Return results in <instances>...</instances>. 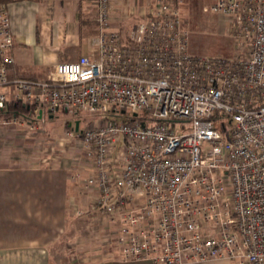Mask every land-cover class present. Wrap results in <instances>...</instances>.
I'll return each instance as SVG.
<instances>
[{"label":"built area","instance_id":"built-area-1","mask_svg":"<svg viewBox=\"0 0 264 264\" xmlns=\"http://www.w3.org/2000/svg\"><path fill=\"white\" fill-rule=\"evenodd\" d=\"M85 1L97 6L98 59L60 64L44 81L9 79L14 38L0 4V126L26 121L33 129L59 111H130L121 123L106 117L66 132L95 170L86 179L75 174L97 192L92 210L122 221L114 239L123 260L264 264V0H214L204 9L228 16L246 46L231 59L190 52L185 0H136L146 11L132 14L128 37L112 0ZM171 123L191 127L179 135Z\"/></svg>","mask_w":264,"mask_h":264},{"label":"crops","instance_id":"crops-1","mask_svg":"<svg viewBox=\"0 0 264 264\" xmlns=\"http://www.w3.org/2000/svg\"><path fill=\"white\" fill-rule=\"evenodd\" d=\"M139 2L112 0L114 22L125 37L133 18L145 14L146 7ZM7 7L14 38V46L7 52L12 60L7 66L10 80L44 81L60 64L75 63L81 57L98 59L93 46L98 34L95 2L18 0ZM190 52L197 54L191 47ZM4 91L13 97L12 89ZM44 117L45 113L33 129L26 121L22 126H0V264H56L57 253L74 255V249L59 250V241L66 246L76 241L83 244L91 229L98 230L91 234L96 247L90 250L91 261L82 264H154L123 260L114 239L115 228L122 221L112 222L93 211L97 192L84 189L82 181L75 178L77 173L83 179L95 174L84 150L77 147L80 141H67L66 129L63 135L48 132ZM87 203L84 213L82 206ZM100 217L108 218L105 225L93 221ZM76 253L82 255V251Z\"/></svg>","mask_w":264,"mask_h":264},{"label":"rangeland","instance_id":"rangeland-1","mask_svg":"<svg viewBox=\"0 0 264 264\" xmlns=\"http://www.w3.org/2000/svg\"><path fill=\"white\" fill-rule=\"evenodd\" d=\"M214 3V0H185L182 4L183 16L185 19V23L187 22V29L190 35V43L191 49L194 53L199 55H210L213 57H223V58H234L239 54H244L246 46L244 43L239 40L233 30L230 27V18L222 13H212L211 11L205 12V8H211ZM130 31V30H129ZM128 31V32H129ZM131 115L130 111H128V115H92L88 112H81L78 115H73L70 113H65L63 111H59L58 114L51 119L48 114H45L43 120H45L46 128L48 132H58L61 135L64 134V130L68 131L71 127V124L75 126L76 122L80 123V131H84L87 129H92L94 127L104 125L103 120L107 117V119L111 121H115L117 123H121L123 121L128 120ZM43 122V121H41ZM154 123L149 122L148 126L152 127ZM171 128L176 131L177 134L181 135L184 132H188L190 130L191 125L185 124L186 130L182 129V124L180 123H171ZM15 126V125H14ZM10 127V126H5ZM36 127V126H35ZM44 129V127H43ZM56 136V133H55ZM67 141L71 140L65 137ZM81 152H83V146H77ZM123 147V143L118 144L114 150V160H116L120 149ZM85 209L82 210L84 213H87L88 203L84 206ZM82 213V212H81ZM108 219L105 217L96 218L93 221H100L105 225V222ZM88 235H86V240L83 244H80L76 241L75 245H64L62 244V240L60 244L56 247L59 250L62 249H74V255L70 256V252L64 251V253L56 254V264H82L81 262H85L90 260V250L94 249L95 240L91 238V234H97L98 230H87ZM58 242V243H59ZM101 244V243H100ZM80 248V250H78ZM76 249V250H75ZM86 250H88L87 253ZM76 251H82V255H77ZM93 256V255H92ZM65 261L63 262V260ZM91 261V260H90ZM90 264V263H88Z\"/></svg>","mask_w":264,"mask_h":264},{"label":"trees","instance_id":"trees-1","mask_svg":"<svg viewBox=\"0 0 264 264\" xmlns=\"http://www.w3.org/2000/svg\"><path fill=\"white\" fill-rule=\"evenodd\" d=\"M16 1H18V0H0V4L7 5L8 6L9 4L14 3ZM31 1H37V0H31ZM186 25H187V22H186ZM25 80H27V79H25ZM30 80H32V79H30ZM11 108H12V110L17 111V112L18 111H25V112H27V109L24 108L22 105H17V106L12 105ZM19 114H20V112H19ZM7 119L9 120V116H7ZM71 128H75V126L73 124H71ZM79 131H80V127H79Z\"/></svg>","mask_w":264,"mask_h":264},{"label":"water","instance_id":"water-1","mask_svg":"<svg viewBox=\"0 0 264 264\" xmlns=\"http://www.w3.org/2000/svg\"><path fill=\"white\" fill-rule=\"evenodd\" d=\"M135 117L137 116V115H134ZM79 122H77L76 124H75V131L76 132H78L79 131Z\"/></svg>","mask_w":264,"mask_h":264}]
</instances>
